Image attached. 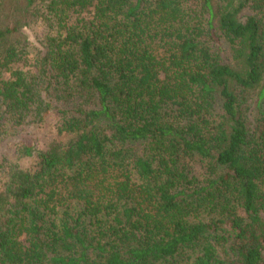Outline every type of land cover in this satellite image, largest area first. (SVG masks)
<instances>
[{
	"label": "trees",
	"instance_id": "16d2710c",
	"mask_svg": "<svg viewBox=\"0 0 264 264\" xmlns=\"http://www.w3.org/2000/svg\"><path fill=\"white\" fill-rule=\"evenodd\" d=\"M0 264H264V0H0Z\"/></svg>",
	"mask_w": 264,
	"mask_h": 264
},
{
	"label": "rangeland",
	"instance_id": "374dc122",
	"mask_svg": "<svg viewBox=\"0 0 264 264\" xmlns=\"http://www.w3.org/2000/svg\"><path fill=\"white\" fill-rule=\"evenodd\" d=\"M51 125H52V122L50 121L46 122L44 125L27 133V135H25V139L28 141L31 140L37 145L45 141H48L51 137L54 136Z\"/></svg>",
	"mask_w": 264,
	"mask_h": 264
}]
</instances>
